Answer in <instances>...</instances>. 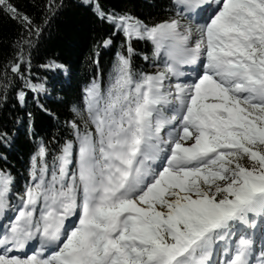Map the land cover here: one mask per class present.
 Wrapping results in <instances>:
<instances>
[{
  "label": "snow or ice",
  "instance_id": "obj_1",
  "mask_svg": "<svg viewBox=\"0 0 264 264\" xmlns=\"http://www.w3.org/2000/svg\"><path fill=\"white\" fill-rule=\"evenodd\" d=\"M77 4L111 34L60 135L34 140L23 190L0 169V264H264V0H168L151 23ZM33 7L0 0L18 27L0 65V118L14 101L26 111L13 127L29 138V99L54 115L48 74L64 65L37 57L67 5ZM134 42L151 45L146 67ZM114 47L105 87L99 57ZM15 138L0 128V147Z\"/></svg>",
  "mask_w": 264,
  "mask_h": 264
},
{
  "label": "trees",
  "instance_id": "obj_2",
  "mask_svg": "<svg viewBox=\"0 0 264 264\" xmlns=\"http://www.w3.org/2000/svg\"><path fill=\"white\" fill-rule=\"evenodd\" d=\"M18 7L29 15H38V11L33 7L35 0H14ZM43 3V0H40ZM67 7L56 21L51 35L45 41L37 62L44 63L47 60H55L64 65V70L55 74H48L49 87L53 90V95L45 103L53 112V117H49L39 112L32 100L29 99V109L36 116L34 138L26 135V130L22 126L13 127L11 117L19 114L25 117V109L13 108L14 101L9 102L5 109V114L0 118V128L14 131L16 138L11 148L0 147V157L7 156V162L0 158V169L10 171L15 177L14 191L23 190L27 182L30 157L34 154V140L43 139L48 141L54 135H60V127L63 121L69 117L70 107L75 103L79 104L83 99V90L94 78L97 77L96 69L93 65V53L95 45L102 38H107L111 34V28L106 24H101L96 20L91 11L77 4V0H65ZM105 9H112L117 12L130 11L139 19L146 23L159 22L166 18L165 6L168 0H100ZM17 25L0 17V65L10 55L9 44L16 36ZM116 45L123 40L122 36L112 37ZM136 51L141 55L135 57V64L138 68L146 67L142 59L144 54H151V45L144 42H134ZM117 48L101 50L100 54V75L106 87L111 65ZM37 75H44L43 70H38ZM58 118V119H57ZM14 199V197H13Z\"/></svg>",
  "mask_w": 264,
  "mask_h": 264
}]
</instances>
